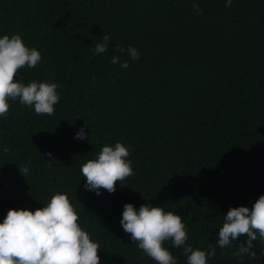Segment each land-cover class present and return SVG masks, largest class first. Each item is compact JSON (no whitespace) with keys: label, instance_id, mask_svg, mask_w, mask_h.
Returning <instances> with one entry per match:
<instances>
[{"label":"trees","instance_id":"1","mask_svg":"<svg viewBox=\"0 0 264 264\" xmlns=\"http://www.w3.org/2000/svg\"><path fill=\"white\" fill-rule=\"evenodd\" d=\"M196 2L203 15L193 0H0V37L18 34L41 54L15 79L62 85L54 115L9 99L0 117V223L10 208L34 211L61 192L100 264H156L120 225L126 203H148L180 215L193 248L215 247L207 264H264L259 239L255 258L233 255L245 236L216 243L227 211L264 195V0ZM104 34L108 50L94 54ZM116 142L134 175L111 194L86 190L80 166ZM164 247L187 264L182 247Z\"/></svg>","mask_w":264,"mask_h":264},{"label":"clouds","instance_id":"2","mask_svg":"<svg viewBox=\"0 0 264 264\" xmlns=\"http://www.w3.org/2000/svg\"><path fill=\"white\" fill-rule=\"evenodd\" d=\"M231 4L232 0H225V7H231ZM192 7L198 15H203L196 0ZM110 40L111 37L104 34L96 43L94 54L105 53ZM114 50L127 52L131 60L140 58L132 46L125 49L117 44ZM40 61V52L27 47L20 35L0 37V117H6L9 99H18L22 106L33 108L37 115H54V106L60 100L57 89L62 85L36 81L25 85L15 79L20 69L34 68ZM111 63H119L122 69L129 67L127 60L121 61L115 55ZM85 137L81 128L75 138L84 140ZM46 155L50 157L51 153ZM129 155V149L120 142L102 146L95 159L80 166L84 188L97 195L101 189L113 193L117 182L121 184L134 175L131 161L127 159ZM18 171L24 177L29 173V166L22 165ZM78 219L68 196L61 192H55L45 206L34 211L10 208L0 223V264H100L99 244L80 227ZM120 225L133 244L156 264H178L176 257L164 247L166 241H171L173 247L183 248L187 264H207L208 259L215 256L216 249L211 243L207 245L209 250L187 244L188 234L181 216L165 211L163 207L145 203L137 210L131 203H126ZM216 235V243L222 249L231 247L233 241L245 236L246 242L239 244L233 255L255 258L253 242L257 239L264 242V195L258 197L251 209L245 206L230 208Z\"/></svg>","mask_w":264,"mask_h":264}]
</instances>
